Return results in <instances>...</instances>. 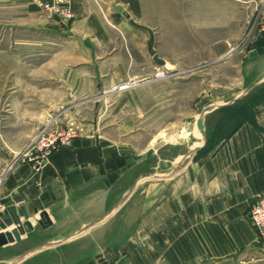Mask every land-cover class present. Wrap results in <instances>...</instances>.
I'll list each match as a JSON object with an SVG mask.
<instances>
[{
  "label": "crops",
  "instance_id": "obj_1",
  "mask_svg": "<svg viewBox=\"0 0 264 264\" xmlns=\"http://www.w3.org/2000/svg\"><path fill=\"white\" fill-rule=\"evenodd\" d=\"M51 1L5 0L24 28L58 36L35 73L37 105L14 111L78 135L40 168L11 159L0 212L25 209L33 231L3 247L23 249L19 264L47 251L61 264H238L259 249L249 212L264 197V98L254 124L211 151L197 119L207 134L208 116L264 90V0H62L72 19L42 8ZM158 69L168 78L105 90Z\"/></svg>",
  "mask_w": 264,
  "mask_h": 264
},
{
  "label": "rangeland",
  "instance_id": "obj_2",
  "mask_svg": "<svg viewBox=\"0 0 264 264\" xmlns=\"http://www.w3.org/2000/svg\"><path fill=\"white\" fill-rule=\"evenodd\" d=\"M42 8L51 14H58L45 9L43 5ZM23 11L18 5L6 6L5 0H0V182L11 159L16 154L21 156L32 138L38 133L45 129H52L50 125L42 128L41 125L35 126L34 113H27L23 110L14 111L18 110L21 103L32 104L33 107L37 105V98L34 95L35 73L41 71V62L54 56L58 51L57 34L42 29L38 30L35 27L31 29L23 27L22 24L27 22L25 18L21 17ZM110 86L105 90L108 91ZM248 96L237 103L236 114L247 117V113L244 111L246 109H243V106ZM31 117L33 119H30ZM240 120L230 110H218L208 116V129L204 141L205 145H208L207 149L210 151L215 149L217 142L221 141L232 126ZM48 124H51V121ZM198 135L201 136L200 133ZM200 141L202 142L201 139ZM22 253L23 249L18 246L0 247V260L5 261L0 264H13L14 262L10 263L9 260L14 257L16 260ZM42 254L39 257L30 256L21 264H61L58 257L48 256V251ZM116 259L117 256L108 258V264H114ZM238 264H264V244Z\"/></svg>",
  "mask_w": 264,
  "mask_h": 264
},
{
  "label": "built area",
  "instance_id": "obj_3",
  "mask_svg": "<svg viewBox=\"0 0 264 264\" xmlns=\"http://www.w3.org/2000/svg\"><path fill=\"white\" fill-rule=\"evenodd\" d=\"M62 0H52L43 4L47 10L58 13L69 19L73 18L72 13L61 8ZM264 27V20H263ZM169 73L166 70L158 69L153 75L148 76L144 80H125L110 86L108 92L119 93L134 89L141 84L154 82L157 80H164L168 78ZM78 135L76 129H45L38 133L21 154L28 162L32 163L34 167H42L52 152L59 146L68 145L73 138ZM1 206V204H0ZM249 219L253 227L257 230L261 241L264 244V197H260L252 206L249 212Z\"/></svg>",
  "mask_w": 264,
  "mask_h": 264
},
{
  "label": "water",
  "instance_id": "obj_4",
  "mask_svg": "<svg viewBox=\"0 0 264 264\" xmlns=\"http://www.w3.org/2000/svg\"><path fill=\"white\" fill-rule=\"evenodd\" d=\"M204 116L205 113L200 114V116L197 119V128L200 131V133L205 137L206 136V130L204 125ZM199 148H196L195 151H198ZM8 210H4L0 212V230L4 231L0 233V247H3L5 245L19 242L22 240L23 232L29 233L33 231V226L29 220V214L28 212L21 207H19L15 214L12 216H8ZM19 218H24V222H19ZM39 224L42 227H46L50 224L49 218L47 217V214H41V217L39 219ZM13 225H16L14 228H12L11 231H8L7 229L9 227H12ZM24 256H20L15 260L14 263L22 260ZM13 263V264H14Z\"/></svg>",
  "mask_w": 264,
  "mask_h": 264
},
{
  "label": "trees",
  "instance_id": "obj_5",
  "mask_svg": "<svg viewBox=\"0 0 264 264\" xmlns=\"http://www.w3.org/2000/svg\"><path fill=\"white\" fill-rule=\"evenodd\" d=\"M263 98H264V90H262V89L259 90V91L252 92L248 96V98L244 102V106H243V109H246L244 111H246L245 113H247V117H244L241 114H236V112H237L236 110L238 108V104H235V105H232V106H228V107H225V108H221L220 110H230L232 113H234V116L236 115L237 118L241 119L236 125L232 126L231 130L229 131V133L223 138L228 137L231 133H233V131H235L245 121H249V122L254 124V107L259 102H261ZM207 146L208 145L206 144L205 147L203 148V150H206ZM207 151H208V149H207Z\"/></svg>",
  "mask_w": 264,
  "mask_h": 264
}]
</instances>
